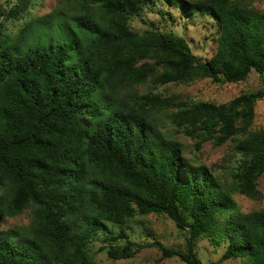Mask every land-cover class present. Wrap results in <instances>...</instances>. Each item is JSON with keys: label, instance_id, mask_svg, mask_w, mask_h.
Returning a JSON list of instances; mask_svg holds the SVG:
<instances>
[{"label": "trees", "instance_id": "trees-1", "mask_svg": "<svg viewBox=\"0 0 264 264\" xmlns=\"http://www.w3.org/2000/svg\"><path fill=\"white\" fill-rule=\"evenodd\" d=\"M159 2L186 21L215 20L210 59L175 31L131 28L144 5ZM239 2L62 0L31 34L0 29V264H96L94 235L151 213L188 229L185 251L120 232L126 244L110 246L111 259L158 247L163 258L203 264L196 247L209 237L226 243L221 260L264 264V209L236 216L233 197L260 194L264 130L252 125L264 90L222 104L162 90L204 78L241 82L253 71L264 83V13ZM30 5L19 0L6 17L21 19ZM178 133L197 150L235 140L241 159L233 183L220 184L207 165L188 159ZM26 211L29 224L1 229L5 218Z\"/></svg>", "mask_w": 264, "mask_h": 264}, {"label": "rangeland", "instance_id": "rangeland-1", "mask_svg": "<svg viewBox=\"0 0 264 264\" xmlns=\"http://www.w3.org/2000/svg\"><path fill=\"white\" fill-rule=\"evenodd\" d=\"M60 1L62 0H31V5L23 12L21 19H14L6 17V14L19 3V0H0V29L10 36H16L22 30H26V34H31L32 29L44 23L51 15H55L61 5ZM239 3L255 13H264V0H244ZM141 10L139 16L130 20L131 28L144 31L156 27L160 31H175L184 36L192 52L203 59H210L216 51L217 25L211 16L197 15L193 18L194 20L186 21V17L180 11L163 2L155 6L144 5ZM166 87V91L163 88L162 90L176 99L222 104L230 102L242 93L264 90V83L262 77L253 71L244 81L236 83H219L210 78H204L191 83H169ZM146 89V86L141 85V90ZM255 111L252 129L264 130V97L257 101ZM168 130L174 129L169 127ZM175 135L183 142L184 155L188 159L194 161L196 165H207L218 177L220 184L227 186L233 183V173L237 171L241 159V155L236 151L235 140H229L221 146L209 141L203 144L201 150H197L194 139L183 133ZM257 189L260 194L256 198L242 193L233 194L236 216L264 209V173L258 180ZM31 219L30 211L7 217L1 229L15 230L19 226L29 224ZM225 221L224 217L221 218L220 224H224ZM120 232H124L130 240L138 244L156 240L166 247L182 251H185L186 240L189 237L188 229L179 228L164 214L151 213L146 216H137L126 226L108 223L107 228L100 230L89 243V254L96 264H186L179 257L163 258L158 247L144 248L131 258L113 260L108 256L110 246L122 247L126 244V239L120 236ZM226 246V243L217 244L212 238L204 237L198 241L196 250L203 264H240V259L221 260Z\"/></svg>", "mask_w": 264, "mask_h": 264}]
</instances>
